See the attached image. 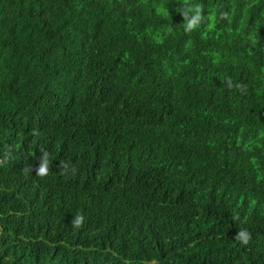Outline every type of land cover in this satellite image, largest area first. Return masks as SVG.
<instances>
[{"label": "trees", "instance_id": "1", "mask_svg": "<svg viewBox=\"0 0 264 264\" xmlns=\"http://www.w3.org/2000/svg\"><path fill=\"white\" fill-rule=\"evenodd\" d=\"M0 264H264V0H0Z\"/></svg>", "mask_w": 264, "mask_h": 264}, {"label": "clouds", "instance_id": "2", "mask_svg": "<svg viewBox=\"0 0 264 264\" xmlns=\"http://www.w3.org/2000/svg\"><path fill=\"white\" fill-rule=\"evenodd\" d=\"M192 10L195 11L196 14L192 15L191 18H188L187 13H185V19L187 20V23L185 25V31H190L194 29L199 23L200 16H199V12L196 11V6H194ZM48 170H49V159L47 153H44L36 169V174L41 176L47 175ZM79 223H80V219H77L76 224L78 225ZM237 238L242 240L244 243H247L248 233L245 230H241L238 233Z\"/></svg>", "mask_w": 264, "mask_h": 264}]
</instances>
